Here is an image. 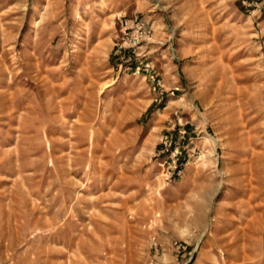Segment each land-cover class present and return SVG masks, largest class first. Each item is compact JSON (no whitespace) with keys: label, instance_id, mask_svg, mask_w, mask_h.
<instances>
[{"label":"rangeland","instance_id":"1","mask_svg":"<svg viewBox=\"0 0 264 264\" xmlns=\"http://www.w3.org/2000/svg\"><path fill=\"white\" fill-rule=\"evenodd\" d=\"M0 70V264H264V0H0Z\"/></svg>","mask_w":264,"mask_h":264},{"label":"crops","instance_id":"2","mask_svg":"<svg viewBox=\"0 0 264 264\" xmlns=\"http://www.w3.org/2000/svg\"><path fill=\"white\" fill-rule=\"evenodd\" d=\"M133 63V64H132ZM131 63V67L133 68L134 66H136V63L135 62H132ZM1 71V70H0ZM43 86H45V85H43ZM44 90H45V88H44ZM49 93V92H54V90L53 89H49V90H45V93ZM45 96V95H44ZM3 100V98H2V95L0 94V119H1V115L6 111L8 114H6V115H8V116H12V115H9V112L11 111V110H13L14 111V109L15 110H17L16 108H15V106H14V103L8 98V100L6 101V102H4V100ZM5 116V115H4ZM8 116H5V117H8ZM2 132H1V127H0V134H1Z\"/></svg>","mask_w":264,"mask_h":264},{"label":"built area","instance_id":"3","mask_svg":"<svg viewBox=\"0 0 264 264\" xmlns=\"http://www.w3.org/2000/svg\"><path fill=\"white\" fill-rule=\"evenodd\" d=\"M136 33H137V30H135L133 36L126 38V42L128 43V47L129 48H135L140 43L139 39H138V36L135 35ZM122 47H124V46H121V48ZM145 68L148 69V65H146Z\"/></svg>","mask_w":264,"mask_h":264}]
</instances>
